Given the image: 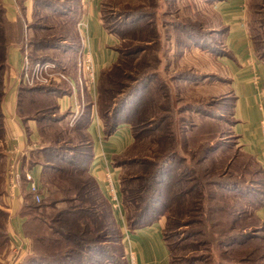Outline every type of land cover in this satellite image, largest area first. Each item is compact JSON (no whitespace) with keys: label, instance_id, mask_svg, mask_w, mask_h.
I'll use <instances>...</instances> for the list:
<instances>
[{"label":"rangeland","instance_id":"1","mask_svg":"<svg viewBox=\"0 0 264 264\" xmlns=\"http://www.w3.org/2000/svg\"><path fill=\"white\" fill-rule=\"evenodd\" d=\"M31 3V15L28 16L23 1L16 0L17 18L10 20L8 5L5 0H0V20L2 18L12 23L21 20L23 24V44L22 47L17 46L22 65L16 89V94L19 90L22 96L23 109L33 117L38 116L36 110L43 101L31 93L30 90L34 88L67 90L74 96L72 111L75 113H69L59 125L61 129H71L81 113L82 99L85 105L93 103L99 116L100 113L103 115L106 110L109 112L112 101L121 97L142 73L151 71L156 78L149 85L147 99L142 90L138 95V99L144 98V104L139 108L142 111L140 114L134 113L133 121L126 123L131 126V144L112 158L114 168L119 173L120 188L122 180L131 190L149 183L151 174L162 160L173 156L175 161L169 163V166H173V181L165 185L166 190L172 192V203L165 208L159 221L164 226L174 264H264L263 233L254 230L263 224L256 215L259 207L255 208L254 204H259L255 197L262 198L259 193L264 189V166L241 146L233 130L231 112L234 96L221 64L216 62L213 54L198 46L191 45L189 49L180 47L181 41L187 40L186 32L190 31H202L205 34L213 32L209 36L218 43L222 41L215 34L223 29L220 15L213 7L215 0H98L101 17H105V24L117 38V47L129 54L122 63L123 72L119 76L113 74L111 80L103 79L101 83L100 75L93 78L85 70L83 39L79 35V28L75 26V32L68 21L69 16L65 15L68 14L66 6H73L74 10L82 8L85 14L86 4L82 0H31ZM54 6L63 7L59 9L63 14L49 8ZM245 6L253 49L256 47L257 52L263 54L264 0H246ZM139 12L149 14L140 25L133 27L132 23H128L127 26H121L123 14ZM4 32L6 34L7 30ZM57 40L61 49H49L48 44ZM34 43L35 46H31ZM140 47L144 50L137 53ZM188 71L206 75L207 78L197 81L175 79L178 73ZM8 72L7 67L3 73L4 87ZM75 78H78L79 94L73 84ZM101 87L109 89V92L102 94ZM81 88L87 89L89 94L83 96ZM90 94L95 97L91 98ZM34 97L38 99L37 103H32ZM47 99H50L49 96ZM194 106L203 109L192 110ZM28 125H34L38 131L35 121H29ZM49 125L53 126L51 123ZM61 129L49 128L47 134L62 135L59 132ZM63 136L70 138L71 144L78 141L77 132H63ZM34 145V148L41 147L39 142ZM217 145L221 147L213 153L208 152L210 146ZM7 151L6 142L0 140V153L5 155L0 160V211L9 214L6 220L0 214V264H21L32 254L47 257L48 251L57 253L59 250L51 248L48 241L46 244L37 242L43 235L46 238L47 234L40 227L36 228L39 224L36 219L30 221L28 226L34 231L29 239L25 237L23 229L21 235L11 237L10 224L24 221L18 212L25 200L19 204V208L13 209L22 197L21 190L13 196L7 192L11 161ZM13 155L15 162L22 163L20 156ZM118 160H124L125 164L117 167ZM26 163L39 184L43 199L59 202L54 208H46V212H33L34 216L50 221L56 210L69 206L62 200L66 196H73L75 189L68 184L70 180L60 174L50 171L41 176L39 166L32 167L28 160ZM145 178L149 180L145 181ZM225 181H235L241 187L235 190L232 185L223 189L221 185ZM62 189L70 190V193L64 194ZM121 199L124 203L123 195ZM247 201H252L251 207ZM126 215L120 214L118 217L126 220L127 226ZM114 227L117 233L106 244L110 247V255L120 259L124 246L119 239L118 227ZM128 231L126 229L125 235L122 233L130 245ZM246 232L252 233V238L244 239L242 236ZM26 239L31 246L29 251ZM96 258L102 261L100 254Z\"/></svg>","mask_w":264,"mask_h":264},{"label":"trees","instance_id":"2","mask_svg":"<svg viewBox=\"0 0 264 264\" xmlns=\"http://www.w3.org/2000/svg\"><path fill=\"white\" fill-rule=\"evenodd\" d=\"M216 1L218 0H215V2ZM49 8L53 12L63 14L61 11H59V9H63V7L59 8L58 6H54ZM65 9L66 11H68V14H65L69 16L68 21L71 22L72 27L75 28V26L78 25L80 19L83 17L84 11L81 10L82 8L74 10L73 6H66ZM148 15L149 14H145L142 12L123 14V16H121L120 18L121 26H127L128 23H132L131 26L133 27H135L136 25H140L139 23L143 22L142 20L148 17ZM101 21L103 27L107 29L108 33L114 35L110 27L105 24V17L102 16ZM23 22H25V20ZM0 23V140H3L5 143L6 130H4L3 114L1 113V104L5 97L3 73L9 65L8 53L10 48L14 46L22 47L24 29L21 20L12 23L6 19L1 18ZM176 27L179 30L182 29L180 28V26ZM4 30H7L6 34ZM224 32V29H220V31H217V33L215 34L221 38ZM210 34L214 33L209 32L205 34L202 31L186 32L187 40L181 41L180 47H182V49H189L191 45H195L206 52H211L215 56H220L223 52L221 42L218 43V41L211 38V36H209ZM59 43L60 42L57 40L52 44H48L50 46L49 49H61L62 46L59 45ZM31 46H35V43ZM36 46L39 47V45L37 44ZM143 50L144 49L140 47L137 53H140V51ZM117 51L119 53L118 62L108 67L105 72H102L100 74V83L103 79H107V81L111 80V76L113 74H117V76H119L120 73L123 72V69H121L122 63L124 62L125 58L127 59L129 54L126 50H120L119 47H117ZM256 52L257 49L255 53ZM256 55H258L261 59H264V53L262 54L257 52ZM175 76L176 78H173H175L176 80L188 79L190 81H197L198 79L207 78L206 75L198 74L193 71H188V73H178ZM155 78L156 75H154L151 71L148 73H142L141 77L137 78L134 84L129 87V89L125 91V93L121 95V97L117 99L115 98L112 101V104L108 109L109 112H107L106 110L103 115L100 113V119L102 122L104 121L102 125L104 127V133L106 137L112 135L120 125L133 121L132 115L134 113L135 115L141 113L142 109L139 108L143 106L144 98L147 99L146 96H148L149 94V85ZM105 90L106 89L104 87H101L102 94H104V92H109V89L106 91ZM141 90L145 92L144 98L138 99V95H140L139 93L141 92ZM30 91L33 95L39 96L41 98L40 101H43L42 106L37 108L36 110L38 116L33 117L29 114V112L23 109L24 103L22 102V96L20 95L19 90L17 93V113L22 120V124L24 126V129L27 131V134H31L32 132L28 125L29 121H35L40 136L39 145H41V147L33 148L30 152V156H28L29 158L20 157L22 161V182L20 185L22 197L21 201L25 200V202L21 205L18 213L21 217L24 218L22 229L26 238L29 239L30 235L33 236L34 231L30 230V227L28 228V226L30 224V221H34V219H36L37 221H39V224L36 226V228L40 227V229H42V231H44V233L46 232L47 234L46 238L44 237L45 235H43L41 239L37 240V242L46 244V241H48L51 245V248H56L59 250V252L50 253V251H48V255H46L47 257L32 254L31 257H29L21 264H128L125 260L124 249L122 250L121 257H119L120 259L114 256L112 257L110 255L111 250L106 243L108 242L110 237H112V235L117 233L114 226L116 225V227H118V225L116 222L114 211L112 210V206L107 201L105 195L102 194L97 179L93 177L90 172L94 158V144L89 133V126L92 122L93 116V103H86L71 129H61L59 123H62L67 118L68 113L61 114L60 112H58L55 100L59 94L68 93L67 90L60 88H58V90L52 88L47 89L45 87H41L37 89L34 88ZM27 92H29V90ZM48 96L50 99H47ZM36 100L38 99L34 97L32 103H35ZM46 100L50 101L47 102ZM233 105L234 102L232 103V107ZM202 109L203 108L201 106H194V108H192V110ZM232 109L233 111L231 112V115L233 116L234 107ZM48 122H50L53 126L51 127L49 125L50 123L48 124ZM232 123L234 127V120H232ZM49 128L61 129L59 130V132L62 135L50 136L51 133H49L48 135L47 130ZM63 132L67 134L77 132L78 141L76 142V144H71L72 140L67 137L65 138L63 136ZM76 138L77 137H75V139ZM60 142L63 143L60 145H56ZM219 147H221V145H217L214 147L210 146L208 148V152L213 153L217 149H219ZM4 157L5 155L3 153H0V160ZM174 159L175 158L173 156H170L162 160L160 165L156 167V169L151 174L150 180L148 178H145V181L149 180V183L147 182V184L145 183L144 185H138L134 190L127 188L126 181L122 180V187L120 188V192L123 195V206L124 210H126L127 213V226L129 230H135L145 227L146 225L158 222L165 208L170 207V204L172 203L170 195H172V192L168 191V189L166 190L165 185H167V183L170 184V181H173V177L171 175V169L173 166L172 164H170L169 166V163L175 161ZM27 160L32 164V167H40L41 176L50 171L58 173L62 177L69 179L70 181H68V184L71 185V188L75 189L74 194L72 193L73 196H66L62 200V202L67 203V205L69 206L58 211L56 210L55 215L51 218L50 221H48L47 219L39 218L37 217V215L34 216L33 212H46V208H54V206H56L59 202L51 199L46 200L45 198L42 199L43 202L41 201L40 203H37L35 196L27 191V182L24 179V174L27 172V170H31L30 166L29 168H27L26 166ZM116 164L117 167H119L123 166L125 162L124 160H118ZM137 181H141V179ZM232 185H234L233 187L235 188V190L237 187H241V185H239L235 181H225L224 184L221 185V187L223 189H227L228 186L231 187ZM69 191L70 190L63 191L62 189V192L64 194L70 193ZM241 191L238 190V192ZM260 192L261 193L259 194L262 198L257 199L254 196L257 203H259L258 205L256 204L257 206L254 204L255 208L261 207L260 205L264 201V189H261ZM40 193L42 194L41 190ZM247 204L249 207H251L252 201H247ZM132 207H134V210H132ZM0 214L3 215L5 220L9 216L8 213L2 211H0ZM118 230L120 234V237H118L120 239V242L124 246V235L121 232L120 227H118ZM254 230L256 232L263 233L262 237L264 239V222L260 228L255 227ZM163 235L170 251L171 264H174L175 261L174 258H172L171 247L169 245V242H167L165 236L166 233L164 230ZM252 235V233L246 232V234L244 233L242 237L244 239L252 238ZM98 254L102 256V261L96 258V255Z\"/></svg>","mask_w":264,"mask_h":264},{"label":"crops","instance_id":"3","mask_svg":"<svg viewBox=\"0 0 264 264\" xmlns=\"http://www.w3.org/2000/svg\"><path fill=\"white\" fill-rule=\"evenodd\" d=\"M18 1V0H17ZM20 1V0H19ZM26 7L28 16L31 15V0H22ZM9 8V19L16 20L17 9L16 0H5ZM98 0H89L86 3L84 18L87 20L89 30L87 35L79 31V35L84 40L87 38L89 52L95 75L99 77L101 71L118 62L119 53L117 51L118 40L108 33L101 21V12ZM246 0H218L213 7L220 15V24L225 32L220 38L222 54L214 56L216 62L221 64L225 73L231 93L234 96V131L241 143V146L251 155L257 158L264 166V139L261 132V119L264 117V59L256 55L249 30L246 23ZM16 46L10 48L8 53L9 77L4 87V100L1 104L3 114V126L6 130V146L8 147L7 157L10 150H16L20 157L28 158L34 144L40 141V136L35 126H29L31 134H27L22 120L17 113L18 96L16 89L19 84L17 76L20 72L21 54ZM210 54H212L210 52ZM211 56V55H210ZM4 80V78H3ZM5 81V80H4ZM78 78L74 79V86H77ZM79 94V89H78ZM81 93L86 96L88 91L81 88ZM89 94V93H88ZM91 98L95 97L90 94ZM82 96V97H83ZM56 106L61 114L75 113L74 96L70 93L59 94L56 97ZM83 99L80 102V110L84 108ZM92 122L89 133L94 144V158L91 165V175L99 183L102 194L111 205L110 196L107 190L106 173L111 172L114 177L116 188L120 192V177L117 168H114L113 156L119 155L129 146L132 140L131 126L122 124L109 137L105 136L104 127L99 116V112L93 106ZM122 197V195H121ZM19 202V203H18ZM22 203L21 199L18 201ZM112 206V205H111ZM257 210L259 220L264 222V201ZM126 210L123 214L125 217ZM116 222L124 233L129 230L126 220H121L120 214L114 211ZM10 235L17 237L22 234V221H16L9 226ZM164 226L160 221L146 225L135 230H129L130 245L126 243L124 237L125 260L128 264H171L170 251L163 235ZM28 251L30 243L26 239Z\"/></svg>","mask_w":264,"mask_h":264},{"label":"built area","instance_id":"4","mask_svg":"<svg viewBox=\"0 0 264 264\" xmlns=\"http://www.w3.org/2000/svg\"><path fill=\"white\" fill-rule=\"evenodd\" d=\"M83 2L86 4L89 2V0H83ZM77 28H79V31L82 32L83 35H87V31L89 30L87 20L82 18L77 25ZM84 44V49H83V55L85 56L84 58V68L85 70L91 75V77L95 78V70L93 67V61H91V54L89 52V44L87 43V38L83 40ZM78 106H76V111H77ZM261 132H262V138L264 139V117L261 119ZM17 157V152L16 150H10V155L11 161H10V168L8 172V177H9V185H8V190L10 195H15L19 192L20 190V185L22 182V172H21V163H17L14 160V155ZM106 181H107V190L108 194L110 196L111 200V205L113 210L116 212L120 213L123 215V202L121 199V193L119 190L116 188V185L114 183V177L111 172L106 173ZM24 179L27 182V187L28 191L35 196L36 202L40 203L43 199L41 193H40V187L39 184L37 183L36 179H34L33 174L31 171L27 170V172L24 174ZM129 232V231H128ZM129 238V237H128Z\"/></svg>","mask_w":264,"mask_h":264}]
</instances>
